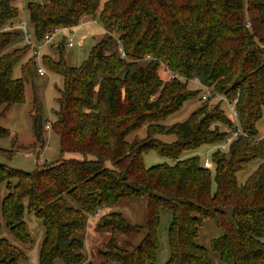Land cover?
I'll return each instance as SVG.
<instances>
[{
    "label": "trees",
    "instance_id": "trees-1",
    "mask_svg": "<svg viewBox=\"0 0 264 264\" xmlns=\"http://www.w3.org/2000/svg\"><path fill=\"white\" fill-rule=\"evenodd\" d=\"M32 0L26 3L34 39L57 28L72 29L99 10L106 37L98 41L80 66L65 62L64 42L55 60L42 56L43 65L63 77L58 88L55 120L60 152L79 154L32 171L0 162V216L17 241H31L26 231L27 210L41 220L44 237L38 264L86 263L76 234L86 228V215L119 200L146 197L144 226L128 223L120 213L103 215L99 227L119 233L146 234L136 246L118 247L114 238L99 251V264H155L159 248L160 209L171 212L166 264H211L208 251L196 239L206 219L223 234L211 239V249L223 264H264V161L239 183L237 173L264 158V137L257 138V122L264 115V0ZM14 0H0V106L4 113L24 101L25 83L39 73L35 56L13 77L14 67L28 54V43L6 52L20 37ZM116 42L119 49L111 51ZM164 65L175 78L197 79L211 91L233 102L241 133L225 149L219 146L235 129L219 105L207 102L182 122H160L178 111L199 91L174 79L162 85ZM162 88L160 89V87ZM160 92L154 100L152 96ZM201 99V96H200ZM208 100V99H207ZM33 133L41 140V106L34 96ZM217 123L228 127L221 131ZM215 126L212 127V125ZM146 127L145 138L128 136ZM0 128V137L7 136ZM156 134H172L164 142ZM219 145L211 154V168L199 155L180 159L184 151ZM150 150L173 160L145 167ZM14 152L0 149V156ZM109 164V165H108ZM66 196L78 207L69 206ZM232 208L231 218L225 207ZM18 246L0 238V264H22Z\"/></svg>",
    "mask_w": 264,
    "mask_h": 264
},
{
    "label": "rangeland",
    "instance_id": "rangeland-1",
    "mask_svg": "<svg viewBox=\"0 0 264 264\" xmlns=\"http://www.w3.org/2000/svg\"><path fill=\"white\" fill-rule=\"evenodd\" d=\"M28 1L32 0H14L13 4L19 9L18 20L20 22L17 24V30L20 31L21 35L19 38L11 42L5 48V51H11L16 47L26 44L24 32L19 26L22 22L26 23L30 32L31 43L39 45L40 47L36 52V56L34 55L35 51L32 48L28 54L22 58L13 69V77L19 78L21 76L22 65L28 60L29 56L32 55L35 56L37 68H42L44 74H38L33 80L25 83L24 101L22 103L12 104L4 113H1L4 106H0V128L5 129L8 133L7 136L0 137V149L11 150L14 148V152L10 156H0V162L23 171H32L44 164L52 163L62 158L68 159L80 157L79 154L75 153H65L62 155L60 152L58 136L50 127L46 128V125L50 126L55 120L54 110L57 109L56 99L58 97V88L63 86V77L59 73L46 68L42 63V56L49 55L56 60L58 53L55 51V47L63 41L66 64L71 67H77L88 59L94 45L108 35L100 23L98 10L94 16L83 18L80 24L74 28L63 30L62 32H54L49 43L44 44L43 40L37 42L34 39L33 28L29 21L28 11L26 9V3ZM103 2L104 0L101 1L100 8ZM113 37L114 42L110 49L111 51L117 52L119 46L116 42L115 34H113ZM68 41L73 42L72 47L67 46ZM158 74L162 81V85L167 81L171 82L172 80L177 79L181 81V83L187 84L188 89L199 91V94L196 97L186 100L178 111L168 115L162 120L160 123L163 126L168 127L177 122L184 121L205 101L200 99V96L205 92V87H203L197 79L185 80L179 77L175 78L164 65L160 67ZM161 88L162 86L160 89ZM160 89L150 100H154L158 96ZM34 96L37 97L41 106L42 121L40 141L36 139L33 133L32 115L35 113ZM207 99L205 102H207L209 109L215 105H219L225 115L237 123L234 114L235 105L233 102L228 101L222 95H215L214 97L210 96ZM216 125L221 131L228 130V127L222 123H217ZM213 126H215V124H213L212 127ZM256 128L258 131L257 138L264 137V115L257 122ZM134 135H137L138 138H145V136H147L146 127L130 134L128 140L133 139ZM155 137L164 142H172L175 140V136L172 134H156ZM218 146L204 145L196 150L184 151L180 155V159L197 154L199 155L202 164L205 166L206 161L211 160V154L216 148H218ZM262 161H264V158L252 161L248 164L246 170L238 172L236 175L238 182H244L248 175L253 172ZM164 162L172 164L173 160L160 156L154 150H150L143 154V163L145 167ZM210 170L213 174V169L211 168ZM7 192L6 185L4 183L1 184L0 200H2ZM66 202L69 206L75 208L78 207L77 203L68 196H66ZM24 207L23 220L31 241L27 244H23L14 239L1 216L0 238H5L21 248L26 256L21 262L22 264H38L39 251L44 237V227L41 220L27 210L26 200L24 201ZM224 209L227 216L231 218L232 208L226 206ZM110 213H120L128 223L144 226L147 221V199L146 197H134L127 200L122 199L114 204L100 207L94 213L86 215V228L76 234L77 238H79L83 244V254L86 263L99 264L102 261L99 251L104 250L105 245L111 240V238H114V242L118 247L129 248V245H138L146 234L145 229L139 233L123 234L113 231L110 228L99 227L100 218L103 215ZM159 217V225L156 230L159 240V248L156 252L155 264H166L169 257L168 226L171 221V212L167 209H160ZM222 234V228L216 226L212 219H206L204 225L200 228L196 242L207 249L211 264H223L218 253L213 251L210 246L211 239ZM56 264L63 263L58 260Z\"/></svg>",
    "mask_w": 264,
    "mask_h": 264
},
{
    "label": "built area",
    "instance_id": "built-area-1",
    "mask_svg": "<svg viewBox=\"0 0 264 264\" xmlns=\"http://www.w3.org/2000/svg\"><path fill=\"white\" fill-rule=\"evenodd\" d=\"M19 26H20L21 30L24 32L26 43L30 44L32 46V48L34 49V51L37 52V50L39 49L40 46L31 43V41H30V32H29V29H28V25L26 23L22 22V23H20ZM63 30H67V29L66 28H61V29L58 28V29H54V31H52L50 33H47L44 36V38H43L44 44L45 43H49L50 39L52 38V34L54 32H56V33L57 32H62ZM67 46L68 47H72L73 46V42L72 41H68L67 42ZM38 73H39V75H42V74H44V70L39 67L38 68ZM210 95H211V91H210L209 88L206 87L205 88V92L201 95V99L202 100H206L208 97H210ZM234 114H235V118H237L236 111H235ZM235 125H236L235 129L232 130L226 136V138L224 139L223 143L219 146L221 149H225L229 145V143L241 133V130L238 127V124L236 123ZM49 127H50L49 125H46V128H49Z\"/></svg>",
    "mask_w": 264,
    "mask_h": 264
},
{
    "label": "crops",
    "instance_id": "crops-1",
    "mask_svg": "<svg viewBox=\"0 0 264 264\" xmlns=\"http://www.w3.org/2000/svg\"><path fill=\"white\" fill-rule=\"evenodd\" d=\"M19 22L17 24H19ZM17 24H15L13 26L14 29H17ZM205 166L208 167V168H212L213 167V164H212V162L210 160H207Z\"/></svg>",
    "mask_w": 264,
    "mask_h": 264
}]
</instances>
